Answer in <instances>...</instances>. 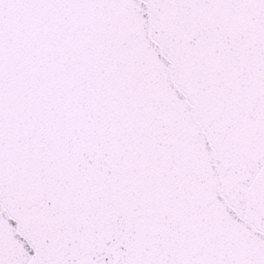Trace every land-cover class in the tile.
Masks as SVG:
<instances>
[{
	"label": "snow or ice",
	"instance_id": "6c2138e0",
	"mask_svg": "<svg viewBox=\"0 0 264 264\" xmlns=\"http://www.w3.org/2000/svg\"><path fill=\"white\" fill-rule=\"evenodd\" d=\"M0 264H264V0H0Z\"/></svg>",
	"mask_w": 264,
	"mask_h": 264
}]
</instances>
